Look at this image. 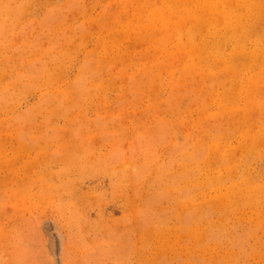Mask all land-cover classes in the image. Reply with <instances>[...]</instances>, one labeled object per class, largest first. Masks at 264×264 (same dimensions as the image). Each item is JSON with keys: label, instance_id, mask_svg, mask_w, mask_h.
Returning <instances> with one entry per match:
<instances>
[{"label": "rangeland", "instance_id": "374dc122", "mask_svg": "<svg viewBox=\"0 0 264 264\" xmlns=\"http://www.w3.org/2000/svg\"><path fill=\"white\" fill-rule=\"evenodd\" d=\"M0 264H264V0H0Z\"/></svg>", "mask_w": 264, "mask_h": 264}]
</instances>
